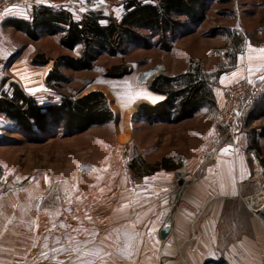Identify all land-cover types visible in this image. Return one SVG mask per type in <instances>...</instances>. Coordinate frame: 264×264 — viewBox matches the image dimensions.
<instances>
[{"label":"rangeland","instance_id":"1","mask_svg":"<svg viewBox=\"0 0 264 264\" xmlns=\"http://www.w3.org/2000/svg\"><path fill=\"white\" fill-rule=\"evenodd\" d=\"M41 2L64 7L75 19L92 8L84 0L18 3ZM103 2L104 15L119 19L125 11L126 0ZM3 32L0 40L5 41L2 45L11 58L15 56L16 69L31 68L26 80L33 88L42 86V74L53 66L57 55H79V46L74 50L61 47L56 34L33 40L13 28ZM140 33L144 38L129 45L126 53H103L91 69H63L68 82L56 90L44 86L34 95L43 104L57 102L64 95L101 90L114 114L112 121L82 131L48 129L26 134L0 115V264H133L130 222L143 217L145 211L130 204L146 201V196L156 197L147 179H151L150 174H161L154 171H159L164 156L179 165L162 172L165 177L160 178L165 179L167 189L159 195L165 204L156 200V214L149 218L172 222L180 208L195 215L202 213L192 209L196 206L187 195L190 187L171 209L174 170L185 167L187 172L200 175L194 182L197 184L206 166L216 161L222 145L234 144L218 124L220 106L202 107L183 120L149 122L136 119L137 106L133 108L127 101L129 93L150 88L158 75L184 72L190 60L198 61L203 70L221 71L214 82L218 92L231 81L255 79L237 131L258 132L264 152V0H211L202 20L187 22L166 41L149 36L146 30ZM38 52L46 57L42 64L31 62ZM157 65H163L164 70L149 84L139 82V75L154 71ZM133 158L135 167L130 163ZM252 189L243 196L244 207L248 208L250 195L251 208L261 205L258 212L264 213V182L260 190ZM249 213L252 225L263 226L252 210ZM193 242L195 239H190L181 245L176 241L175 246L178 251L188 247L191 263L225 264V260L213 257L208 246L204 255L192 254ZM160 261L158 258V264ZM144 262L148 264L147 258Z\"/></svg>","mask_w":264,"mask_h":264},{"label":"trees","instance_id":"2","mask_svg":"<svg viewBox=\"0 0 264 264\" xmlns=\"http://www.w3.org/2000/svg\"><path fill=\"white\" fill-rule=\"evenodd\" d=\"M211 0H126L125 11L119 19L104 15L101 10L86 11L75 19L64 7L40 4L33 7L30 20L12 19L8 23L37 40L43 34L58 35L61 47L74 50L79 55L59 54L46 73L45 83L52 89L69 81L63 69L85 70L103 53L111 56L124 54L128 46L140 42L141 30L159 40L166 41L176 35L177 28L187 22L198 23L204 18ZM236 53V51H235ZM235 54L233 52L232 57ZM46 57L36 53L33 61L42 64ZM221 71H206L198 61L190 60L186 70L175 75H158L151 86L166 94L165 98L150 105L139 103L134 117L149 122L183 120L202 107L215 108L213 92L215 79ZM0 112L16 124L22 132H44L48 129L73 132L86 130L92 125L112 121L114 114L108 105L106 94L101 90H88L80 96L64 95L57 102L39 103L37 98L26 95L17 83L11 82L7 90L0 91ZM160 167L172 168L176 162L164 156ZM135 167L136 159H131Z\"/></svg>","mask_w":264,"mask_h":264},{"label":"crops","instance_id":"3","mask_svg":"<svg viewBox=\"0 0 264 264\" xmlns=\"http://www.w3.org/2000/svg\"><path fill=\"white\" fill-rule=\"evenodd\" d=\"M40 4L51 6L44 2ZM40 4L16 3L8 7L0 14V38L5 36L3 29L12 28L28 36L8 22L12 19L30 20L33 7ZM3 43L5 41L0 40V91L7 90L11 82L17 83L23 93L28 96H34L36 92L42 91L44 86L49 88L44 83V77L52 66L42 74V86L33 88L26 80V73L31 68L16 69L17 65L13 62L15 56L11 58L12 55L2 45ZM7 59L10 60L8 64H6ZM31 62L36 63L33 60ZM217 89L213 86L216 103L220 106L221 90L218 92ZM129 94L127 101L128 104L134 105L133 108L143 102L153 105L166 96L165 93L154 90L151 85L150 88H139ZM0 115L13 123L2 112ZM260 136L255 131L237 133L234 144H223L216 161L206 166L203 178L197 184L193 182L189 186L187 195H191L195 209L202 211L199 215H195L194 212V214L190 213L188 209L180 208L175 215V221L150 219L151 214H156L154 212L157 209L156 200H160L162 206L165 204L162 196L159 195L167 189L165 179L160 178L165 177L162 172L173 170L179 162L175 161L176 164L172 168L160 167L159 171H154V174L158 172L161 174L155 177L150 174L153 180L147 179V185L156 197L146 196V201L138 203L135 200L133 204H130L137 211H145L143 217H136L130 222L132 263L143 264L142 259L145 261L147 258L148 264H158L157 259L160 258L161 264H195L189 260L188 247L184 251H178L179 249L175 246L176 241L183 245L190 239H195L191 245L192 254L204 255L205 248L208 246L213 257L225 260V264H264V213L258 212L261 205L258 208H251L253 202L250 195L247 200L248 208H245L242 202L243 196L250 192V188L253 187L252 191H258L264 182V152L259 141ZM156 177L160 179L155 180ZM251 210L263 226L252 225V217L249 213ZM165 225H168L169 229L167 235L161 238L159 232ZM190 232L193 233L192 237H190ZM144 264L147 263L144 262Z\"/></svg>","mask_w":264,"mask_h":264},{"label":"built area","instance_id":"4","mask_svg":"<svg viewBox=\"0 0 264 264\" xmlns=\"http://www.w3.org/2000/svg\"><path fill=\"white\" fill-rule=\"evenodd\" d=\"M19 1L23 0H0V14H2L8 7L12 6V4H16ZM87 4L92 6L91 11L102 10L104 7L103 0H84ZM158 68L156 71L155 69ZM154 69L153 76L157 75L158 72L164 70L163 65H157ZM143 74L139 75V82L149 84L151 79L148 80L142 77ZM255 79L253 77H247L243 79H238L230 82L228 85L221 87V105L218 113V124L221 129L226 131L228 134L229 140L234 143L236 135L238 133V125L241 120V114L244 107L247 104L248 98L250 94L254 91L255 87ZM185 169V167H182ZM181 169V168H178ZM174 170V173L176 170ZM186 170V169H185ZM187 172V171H186ZM187 175L190 177V181L195 182L199 179L200 175L187 172ZM175 187L172 189L170 204H172L171 209L175 208L176 203L179 201L181 195L186 191L185 187L178 186L177 179L175 178ZM177 192L172 198L174 192ZM186 205L190 208L192 207L190 204ZM195 210L194 207H192Z\"/></svg>","mask_w":264,"mask_h":264},{"label":"bare ground","instance_id":"5","mask_svg":"<svg viewBox=\"0 0 264 264\" xmlns=\"http://www.w3.org/2000/svg\"><path fill=\"white\" fill-rule=\"evenodd\" d=\"M157 69L158 68H156L155 71ZM143 76L144 78L150 80L153 77V71H146L143 73L142 77ZM174 177L178 180L177 181V183L179 184L178 186L185 187L184 190L188 189L189 186L193 183V181H190V177L187 175V172L184 168L176 170V172L174 173ZM176 193H177L176 191L173 193L172 198H174Z\"/></svg>","mask_w":264,"mask_h":264},{"label":"water","instance_id":"6","mask_svg":"<svg viewBox=\"0 0 264 264\" xmlns=\"http://www.w3.org/2000/svg\"><path fill=\"white\" fill-rule=\"evenodd\" d=\"M168 229H169L168 225H165V226H163V227L161 228V230H160V232H159L161 238H162V237H165V236L167 235Z\"/></svg>","mask_w":264,"mask_h":264}]
</instances>
